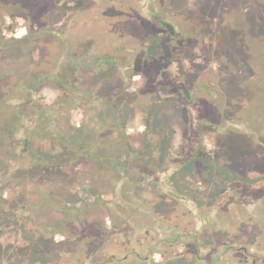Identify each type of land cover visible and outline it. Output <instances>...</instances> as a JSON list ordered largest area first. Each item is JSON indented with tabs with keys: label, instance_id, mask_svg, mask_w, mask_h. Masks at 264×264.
<instances>
[{
	"label": "rangeland",
	"instance_id": "obj_1",
	"mask_svg": "<svg viewBox=\"0 0 264 264\" xmlns=\"http://www.w3.org/2000/svg\"><path fill=\"white\" fill-rule=\"evenodd\" d=\"M0 1V264L26 263L19 240L37 248V264H58L59 254L44 253L53 237L44 239L38 227L59 228L70 217L54 238L66 242L64 250L105 239L110 261L119 264L135 263L144 251L136 240L148 228V246L167 235L181 239L153 253L163 264H264V92H252L257 80L242 63L264 64V46L257 57L253 52L252 36L264 31L250 24L251 0ZM88 5L94 7L80 9ZM252 6L264 12V0ZM245 7L250 16L242 31L237 13ZM162 23L177 33L168 36ZM66 64L81 65L73 75ZM46 70L57 76L38 81ZM84 74L108 94L80 92L91 87ZM64 87L92 99L88 108L83 99L63 116L46 109L27 146V130L6 137L5 120L17 119L16 111L29 116L70 102ZM8 98L17 100L15 110L1 104ZM257 104L263 127L252 115L241 123ZM80 124L75 135L95 134L100 157L68 142ZM56 127L65 132L62 143L52 142ZM85 181L83 199L77 191ZM16 209L20 218L13 221ZM100 245L63 261H101Z\"/></svg>",
	"mask_w": 264,
	"mask_h": 264
},
{
	"label": "trees",
	"instance_id": "obj_2",
	"mask_svg": "<svg viewBox=\"0 0 264 264\" xmlns=\"http://www.w3.org/2000/svg\"><path fill=\"white\" fill-rule=\"evenodd\" d=\"M257 1H259V0H251V4H249V7L251 8V14H253V9H254V14H253V21L252 20H250V18H249V20H250V24L252 23V25H253V27L255 28L254 30H256V31H264V12H262V14H261V11L260 10H258L257 8H253V6H252V3L254 4V3H257ZM1 2V1H0ZM94 7V5H88V6H86V7H82V6H80V9L81 10H89L90 8H93ZM91 12L93 11V10H90ZM249 11H248V8H242V9H239L238 10V20H239V23H240V25H241V28H240V30H242V31H244V29H245V27H246V24H244V23H246V20H245V17L247 16V15H249ZM86 14H88V13H86ZM10 16H11V14H9ZM250 16V15H249ZM251 18V19H252ZM162 24H164V23H162ZM165 26H167L168 27V36H171V37H173L176 33H177V30H176V27H175V25L174 24H171V23H167V24H164ZM174 29V30H173ZM2 31V30H1ZM2 33V32H1ZM253 37V42H254V46H253V52H254V56L255 57H257L258 55H259V53H261L263 50H261L262 48L261 47H263L264 46V34L263 35H260V36H252ZM258 38H261L262 39V41H261V43L260 42H258ZM63 40V39H62ZM84 41V40H83ZM15 42H17V41H15ZM84 45H85V47L84 48H86V51L88 50V47L86 46V41L84 42ZM4 46H6V44H4ZM4 48H6V47H4ZM107 49V48H106ZM105 49V50H106ZM81 50H83V49H81ZM83 53V52H82ZM82 53H76V54H82ZM263 59H264V55H263V57H262ZM73 61V60H72ZM76 62L78 61V58H77V60H75ZM82 63H83V61H81ZM255 62V61H254ZM252 60H251V62H250V60L248 59V60H246V61H243L242 63H243V65H245L244 67H248V65H251L250 66V70H251V72H252V74H253V76H254V78H256V80H257V82H256V84L255 85H253L252 86V92L254 93V94H256V96H259V95H261V93H263L264 92V83H261V82H263L264 81V64H258V63H254ZM262 62V61H261ZM247 63H249V64H247ZM253 63V64H252ZM66 65H71L72 66V68L74 69L73 70V75H74V73L76 72V67L77 66H80V65H76V64H66ZM81 67H83V66H81ZM53 69H56L57 70V65L54 67V68H51L50 70H53ZM50 70L48 71V70H46V72L45 71H42V75L41 76H38V77H35L38 81H42L43 79H45V78H54V77H56L57 75H55V76H49V72H50ZM48 71V72H47ZM48 74V75H47ZM72 75V76H73ZM45 76H47V77H45ZM49 76V77H48ZM66 79H68V78H66ZM71 79V78H70ZM82 79H83V81H84V83H86V79H88L89 81L88 82H90V85H91V87L90 88H88L87 90L85 89V90H79L80 92H83L84 93V95H85V93L87 94V95H92V93H94L95 94V96L96 95H99V94H108V93H105V92H103V86L105 85V84H102L101 82L100 83H96V82H92V79L89 77V76H86L85 74H84V76L82 77ZM95 86V87H94ZM64 90H65V93H64V95H66L67 96V98H66V100L67 99H69V101L70 102H68L67 104H64V103H61V102H58V103H56V104H53V105H50V106H44L42 109V112H35V111H32V114L31 115H27V116H25V115H23L22 114V112H15V114L16 115H18L17 116V119L16 118H8V119H6L5 120V122H6V124H8V126L6 127V130L4 131L5 133H6V137L7 138H11V137H14V135H12V134H16L17 136H18V134H19V136H20V134H21V130H27L28 131V133L26 134V141H25V146H27L28 144H29V140H28V138H30L31 136H33V129L34 128H38V127H36L38 124H42L43 122H44V118H46L45 116H44V113H45V111H46V109L48 110V109H53V110H55V113H57L58 114V116H60V115H64L63 113H59V112H61V110H64V109H71V112H73V110L75 109V107H77L76 106V104H77V101H81V100H83V99H85L86 101L84 102L85 103V106L88 108V106H89V104H90V102L92 101V99H89V100H87V98H85L84 96H78V95H70L68 92H69V89L68 88H66V87H64ZM143 92V91H142ZM32 93V92H31ZM140 93V92H139ZM136 94H138V93H136ZM120 95H122V94H118V96H120ZM115 96V95H114ZM13 99H3L2 100V102H1V104H3V106H5V107H14V105H16V103H18L17 102V100H14V101H12ZM31 101V99H29V102ZM32 101H33V99H32ZM20 102V101H19ZM20 104H22V102H20ZM260 104H257L255 107L254 106H252L254 109L253 110H251L250 112H248V116L249 117H243V116H241L240 118H238V120L241 122V123H243V122H247V119H250V116L252 115V120L253 121H255V123L257 124L256 126H261V127H263L262 126V121L259 119V117L258 118H256V116H260L263 112H262V109H261V105L259 106ZM109 106H112L111 104L110 105H107V106H105V107H109ZM115 105H113V107H114ZM264 106V105H263ZM262 106V107H263ZM91 107V106H90ZM15 108L16 107H14V110H15ZM21 108H22V110H23V113L26 111V108H24V106L23 105H21ZM78 108H80V107H78ZM83 109V112H84V115L86 116V111H85V109H84V107L82 108ZM104 109H106V108H104ZM60 110V111H59ZM58 111V112H57ZM105 111V110H104ZM47 113H49L48 111L46 112V115H47ZM14 114V115H15ZM60 114V115H59ZM102 117L104 118V121L105 122H107V121H109L110 123H111V126H112V128H114L115 129V127H116V124L114 125L113 123H112V120L111 119H107L106 118V116H103L102 115ZM257 119V120H256ZM9 121H14V123L13 124H16L17 126H16V128H15V132L14 131H12V132H10V130H11V126H9L10 125V123H9ZM113 121H115V119H113ZM11 122V123H12ZM23 123V124H22ZM31 124V125H33V127L31 128L30 127V125L29 126H27V124ZM83 124V123H82ZM82 124H80V125H78V126H75V127H72L71 128V130H70V132H71V134H74V136L72 137V136H70V138H69V140H68V142H70L71 141V143L72 144H74V145H77V146H79L80 147V149H83L86 153H87V155L89 156V158H91V157H96V156H98V157H100L99 155H97V153H96V151H95V149L98 147V145L100 146V141H99V139L97 140L96 139V135L95 134H90V135H88V136H85V137H82L81 138V140H80V138L78 139L77 138V136L75 135V134H77V135H79V134H81V132H82V127H84ZM36 131V130H35ZM64 131H62L59 127H56V128H54V130L52 131V135H51V139H52V142H55V143H62V142H64L65 141V136H64ZM97 138H99V137H97ZM103 139V138H102ZM12 142H14L13 140H12ZM92 142V144L93 145H89V143H91ZM11 143V142H10ZM26 143H27V145H26ZM107 145L105 144V146H103V147H106ZM25 149L24 150H26L27 149V147H24ZM60 156V155H59ZM63 156V155H62ZM88 158V159H89ZM102 158V157H101ZM110 160V159H109ZM113 160V159H112ZM86 161H88V160H86ZM111 161V160H110ZM44 162V161H43ZM113 163H118V157H115L114 158V161H113ZM83 165H85L84 163H82ZM89 166V165H91L89 162H87L86 163V165L85 166ZM84 169H86V168H84ZM119 176V175H118ZM116 176V180H118L119 178H121V182H123V178L121 177V176ZM116 180H115V184H118V181L116 182ZM120 182V183H121ZM87 182L85 181V182H82V183H80V185H79V188H78V191H77V193L79 194V195H81L82 197H83V199H84V197H85V195H86V193H87ZM109 205V204H108ZM111 206H112V203L110 204ZM144 205V204H143ZM227 206H229V205H227ZM147 207V206H146ZM148 208V207H147ZM21 211H24V210H26V206L25 205H23L22 207H21ZM135 209V208H134ZM149 209V208H148ZM130 210H131V208H130ZM21 211H19V210H15L14 212H13V215H14V220L13 221H16V220H18L19 218H20V215H19V213L21 212ZM78 213H80V215H82V209H79V210H77V214ZM121 216H123V214L121 213ZM71 218V217H70ZM70 218H64L63 220H61L60 221V226H59V228H57V227H55V226H43V227H38V231H39V235H42L41 237H44V239H48V237L49 236H52L53 237V240H51V241H49V242H51L52 243V246H50V249L48 250V251H45L44 253H46V254H50V253H57V254H59L58 255V258L59 257H61V259L63 258H66L67 256H68V254H70L69 252H72V251H74V250H76V249H78V250H83L85 253H89V252H91L90 251V247H94V248H96L97 246H99L100 244H99V242H96V244H94L93 246H90L89 244H87L86 245V249L84 248H76V249H73V250H70V251H68V250H64V245L66 244V242H57L54 238H55V236L56 235H59V234H64V231L63 230H61L60 228L62 227V228H64V227H66L67 226V223L69 222V220H71ZM79 218H81V217H79ZM63 221H64V223H63ZM137 227H140L139 229H137V232H136V234L137 233H139L140 231H141V228L143 227V225L142 224H140V222L136 225ZM156 228V227H155ZM148 229H150V228H148ZM148 229H146V230H144L143 231V234H142V236L141 237H139V239L138 240H136V242L140 245L139 247H142V249L144 250L143 251V253H141V255L140 254H138V255H136L137 256V259H136V261H135V263L134 264H163V262L161 261V262H157V261H155L154 260V258H153V253L154 252H157V251H159L158 249H164V245L165 244H167L168 242H173V241H175V240H178V239H180L179 237H176V238H174V239H171V235H167V237L165 238L166 240H164V242L161 244H159L158 243V241H159V238L151 245V246H148L147 244H145L144 242H143V239L144 238H142V237H144V235L145 234H147L149 231H148ZM106 233H108V232H106ZM106 233H104V232H101V234H100V237L102 236H104L105 237V235H106ZM167 238H170L169 240H167ZM181 240V239H180ZM105 239L103 240V243L100 245V247H101V250L103 251V256H104V259L103 260H101V261H98V260H95V263L94 264H119L118 262H116V260H113V261H115V262H113V261H110L112 258H114V256H111V254L109 253L110 252V249L109 248H107V246H106V243H105ZM136 242L134 241V245H136ZM185 241H183V243H184ZM17 244L15 245V247L16 248H18V246L19 247H21V249L22 248H24V249H26L28 252L27 253H29L28 254V257L29 258H27L26 259V263H24V264H37V262L34 260L33 261V253L37 250V248L36 247H32V248H30L29 249V247H30V244H28V243H25V244H21L22 242H20V240H19V242L17 241L16 242ZM105 243V244H104ZM142 244V245H141ZM41 245H43V244H41ZM124 244H123V242H121L120 243V246L122 247ZM29 246V247H28ZM44 248V246H40V248ZM45 249H47V248H45ZM120 249V248H119ZM95 255H96V252H95ZM219 256H220V254H218ZM193 256H196V255H193ZM102 257V256H101ZM197 258V257H196ZM60 259V258H59ZM63 259L61 260V261H59V263L58 264H68L66 261H63ZM186 259V258H185ZM197 260H199L198 258H197ZM119 261V260H118ZM199 261H205V260H199ZM82 262V261H81Z\"/></svg>",
	"mask_w": 264,
	"mask_h": 264
},
{
	"label": "crops",
	"instance_id": "obj_3",
	"mask_svg": "<svg viewBox=\"0 0 264 264\" xmlns=\"http://www.w3.org/2000/svg\"><path fill=\"white\" fill-rule=\"evenodd\" d=\"M219 257H220V256H219ZM221 260H222V259H221ZM221 260L216 258V262H219V261H221ZM222 261H223V260H222Z\"/></svg>",
	"mask_w": 264,
	"mask_h": 264
}]
</instances>
